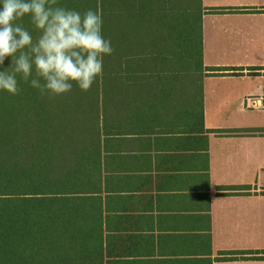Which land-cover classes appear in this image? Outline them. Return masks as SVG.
<instances>
[{
    "label": "crops",
    "instance_id": "1",
    "mask_svg": "<svg viewBox=\"0 0 264 264\" xmlns=\"http://www.w3.org/2000/svg\"><path fill=\"white\" fill-rule=\"evenodd\" d=\"M202 117L190 88L153 90L85 171H61L71 230L103 264H264V0H202ZM234 187L233 191L223 190Z\"/></svg>",
    "mask_w": 264,
    "mask_h": 264
},
{
    "label": "trees",
    "instance_id": "2",
    "mask_svg": "<svg viewBox=\"0 0 264 264\" xmlns=\"http://www.w3.org/2000/svg\"><path fill=\"white\" fill-rule=\"evenodd\" d=\"M57 2L81 14L98 12L102 35L114 51L103 57V76L87 92L72 82L66 94L41 96L20 74L18 95L0 90V264H103L71 230V216L79 212L71 210L61 171H85L96 164L102 137L112 134L104 122L146 102L153 90L164 94L181 84L189 87L202 117L203 78L231 70L203 63V14L223 10L205 8L202 0ZM16 23L34 42L39 39L30 15ZM11 63L6 57L0 71H11Z\"/></svg>",
    "mask_w": 264,
    "mask_h": 264
},
{
    "label": "clouds",
    "instance_id": "3",
    "mask_svg": "<svg viewBox=\"0 0 264 264\" xmlns=\"http://www.w3.org/2000/svg\"><path fill=\"white\" fill-rule=\"evenodd\" d=\"M0 4V65L12 58L11 71H0V90L18 95L17 74L41 96L66 94L72 82L87 92L102 78L103 57L114 49L102 35L98 12L89 9L81 14L59 6L57 0H0ZM25 15L41 32L35 42L16 23Z\"/></svg>",
    "mask_w": 264,
    "mask_h": 264
}]
</instances>
